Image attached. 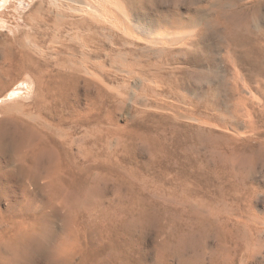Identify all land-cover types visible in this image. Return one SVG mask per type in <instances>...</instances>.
<instances>
[{
    "label": "rangeland",
    "instance_id": "rangeland-1",
    "mask_svg": "<svg viewBox=\"0 0 264 264\" xmlns=\"http://www.w3.org/2000/svg\"><path fill=\"white\" fill-rule=\"evenodd\" d=\"M257 1L238 3L251 11ZM37 2L13 0V5L3 11L4 16L0 15V63L9 45L16 50L7 41L10 33L6 25L20 23L21 28L29 30L24 19ZM224 2L225 8L236 6L231 0H120L124 9L121 4L119 10L114 9L116 27L107 24L96 25L92 32L81 30L82 36L94 41L89 72L82 67L81 38L67 43L71 52H78L77 56H71L59 44L54 49L61 51L60 57L46 53L53 73L63 71L69 77L63 88L67 101L59 102L67 117L64 128L78 137L89 134L86 139L94 144L93 198L108 213L104 216L110 231L107 243L133 235L139 240L133 248L154 252L163 235L190 231L199 234L203 228L210 232L207 257L221 243L222 228L214 223L211 207L223 208L232 203L233 197L228 191L230 181L220 172L216 158L221 152L227 153L236 140L240 146L243 141L258 145V138L264 140V7L263 18L251 27V40L239 43L228 40L225 30L215 23ZM131 18L142 25L160 23L161 28L149 33ZM164 30L170 36L158 34ZM255 38H259L256 45ZM150 41L165 45L155 47ZM254 47H258L256 52ZM256 58L263 64L262 73L251 66ZM16 76L25 77L20 81L30 92L36 90L34 80L19 72L5 83L8 80L6 84L17 88ZM12 103L4 100L0 108ZM256 129L257 135L253 133ZM70 162V158L60 156L61 165ZM66 173L68 180L85 179L79 172ZM246 185L255 190L251 195L254 209L263 212L264 163L257 165ZM48 212L51 214V210ZM50 216L57 220L54 214ZM132 221L136 224L131 225ZM234 244L228 245L231 256L227 264H264L261 256L240 261ZM217 259L215 264H225L219 255Z\"/></svg>",
    "mask_w": 264,
    "mask_h": 264
},
{
    "label": "bare ground",
    "instance_id": "bare-ground-1",
    "mask_svg": "<svg viewBox=\"0 0 264 264\" xmlns=\"http://www.w3.org/2000/svg\"><path fill=\"white\" fill-rule=\"evenodd\" d=\"M231 1L236 9L232 6L229 7L232 9L225 8L224 2L221 11L214 17L215 23L225 30L224 36L228 40L245 43L252 38L253 24L263 18L264 0L251 5V11L247 10V5L238 3L239 0ZM12 2L0 0V15L13 5ZM120 4V0H38L24 19V25L29 30L21 28L20 23L10 27L5 24L10 33L7 41L16 50L9 48V45L0 63V103L13 101L12 105L0 108V264H150V260L151 264H215L217 255L227 264L231 256L230 242L236 244L242 262H249L258 256L264 258V211L258 213L254 209L251 195L255 190H249L246 185L257 165L264 163L262 138L257 139L258 145L243 141L240 146L236 140L227 153L221 152L216 158L220 172L230 181L228 191L233 198L232 203L223 208L211 207L210 215L215 217L214 223L222 228L223 236L219 247L210 257L205 252L210 238L208 228H203L199 234L190 231L160 235L162 240L154 252L133 248L139 243L133 235L105 242L110 236L104 217L108 213L93 198L94 144L86 139L89 134L78 137L70 129L64 128L67 117L59 102L67 101V91L64 92V89L69 77L63 71L53 73L51 64L46 62V53H56L55 56L60 57L61 51L54 49V45L59 44L64 51L77 56L78 52H71L67 43L81 38L79 53L83 56L82 67L89 72L88 63L95 53L92 46L94 41L82 36L81 30L92 32L96 25L107 24L116 27L118 17L114 9L119 10ZM125 14L130 16L128 11ZM131 20L149 33L161 28L160 23L142 25L136 18ZM161 33L170 36V32L158 34ZM258 39L255 38L254 45L259 43ZM150 44L155 47L165 45L162 41H150ZM257 48L253 50L256 52ZM37 56L41 59L38 60ZM251 66L258 73L263 72L260 59L256 58ZM16 72L29 75L34 80L36 90L29 91L23 82L25 77L16 76L14 83H18L17 88L6 84V79ZM25 94L28 96L23 98ZM20 99L28 102H19ZM71 116L76 117L75 114ZM89 132L93 135V131ZM253 133L257 135L258 129ZM62 155L70 158L71 162L61 165ZM66 172H79L85 179L68 180ZM48 210L61 224L58 225ZM135 224L136 221L131 222V225ZM125 226L130 229L128 224Z\"/></svg>",
    "mask_w": 264,
    "mask_h": 264
}]
</instances>
